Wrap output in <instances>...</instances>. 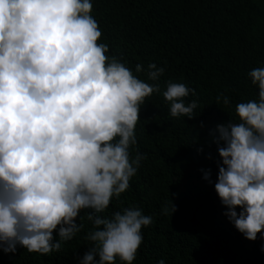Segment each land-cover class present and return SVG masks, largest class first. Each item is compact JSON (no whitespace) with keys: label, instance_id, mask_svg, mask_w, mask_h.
<instances>
[{"label":"clouds","instance_id":"obj_1","mask_svg":"<svg viewBox=\"0 0 264 264\" xmlns=\"http://www.w3.org/2000/svg\"><path fill=\"white\" fill-rule=\"evenodd\" d=\"M91 0H0V250L59 252L84 225L80 264H132L154 221L138 206L102 215L130 187L146 154H132L146 98L159 93L173 118L194 119L195 90L159 83L164 67L109 55ZM138 73H144L146 82ZM257 99L209 130L220 158L214 190L234 228L264 240V67L247 73ZM230 106L218 94L216 103ZM203 127V122H201ZM202 149H198V152ZM207 158H211L209 155ZM211 183V171L201 170ZM175 195V194H173ZM239 209V211H237ZM170 200L161 215H172ZM264 252V244L261 245ZM158 264H164L163 260Z\"/></svg>","mask_w":264,"mask_h":264},{"label":"trees","instance_id":"obj_2","mask_svg":"<svg viewBox=\"0 0 264 264\" xmlns=\"http://www.w3.org/2000/svg\"><path fill=\"white\" fill-rule=\"evenodd\" d=\"M91 3V15L102 31L98 43L109 45V55L121 57L134 73L137 63L164 67L161 90L167 81L184 83L196 93L185 101L198 102L194 119L171 117L159 93L141 106L137 145L131 151L147 158L129 189L102 214L110 217L138 206L153 217L142 229L143 242L132 264H264L260 234L255 241L245 239L223 215L226 209L214 190L220 158L216 145L209 143V130L216 124L237 120L236 104L257 99L258 89L247 73L264 67V0ZM136 75L151 83L144 73ZM221 93L230 106L216 103ZM202 169L211 171V183L203 179ZM170 200L176 211L161 215ZM88 211L78 218L84 225L81 232L63 242L59 252L41 255L17 246L15 253L0 250V264H80L92 246L85 239L92 227Z\"/></svg>","mask_w":264,"mask_h":264}]
</instances>
